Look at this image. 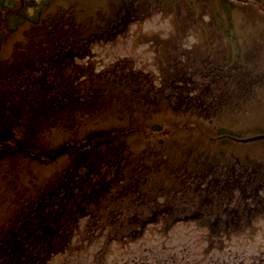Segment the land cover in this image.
Masks as SVG:
<instances>
[{
    "label": "trees",
    "instance_id": "trees-1",
    "mask_svg": "<svg viewBox=\"0 0 264 264\" xmlns=\"http://www.w3.org/2000/svg\"><path fill=\"white\" fill-rule=\"evenodd\" d=\"M28 1L31 12L22 13L12 6L15 11L7 15L9 30L22 34L9 58L1 57L4 36L0 34V144L7 147L6 154L22 153L23 148L16 144H22L23 131L25 147L35 151V145L30 146L31 132L44 133L48 128L76 132L89 119H96L98 126L81 135V141L69 144L71 167L59 181H51L47 195L44 193L47 201L34 208L26 221L25 214H20L3 235L0 264H58L59 255L88 252L94 244H100L98 259L90 264H110L117 253L135 254L133 244L151 233L166 243L179 225H192L201 231L205 244L198 255L218 257L209 264H264V240L253 247L249 259L246 249L239 246L243 242L248 245L264 232V157L200 154L192 166L195 161L185 152L176 162L175 153L190 146L186 139L172 131L154 139L156 133L148 130L150 124L144 129L132 128L136 109V113H130L133 107L120 110L121 102L134 93V105L142 106L143 102L150 107L154 130L159 125V132L163 131L170 117L182 128L212 125L203 123L218 119L239 102L232 97L239 85L232 81L244 83L248 75L258 80L263 69H257L258 73L247 67L250 62L243 61L239 50L238 56L233 52L219 61L214 55L202 54L200 64L204 60L207 63L203 69L176 56L174 69L167 71L166 67L160 78L153 70L142 73L133 63L96 73L92 67L81 68L76 61L89 57L95 45L114 42L136 22L149 19L154 14L149 4L153 0H141V5L136 0H112L107 9L91 13L75 5L54 9L49 6L51 0H43V5L41 0ZM219 1L222 6L210 14L220 21L219 33L230 36L235 4L232 0ZM9 2H0V16L2 5ZM200 2L191 0L189 5L194 13L204 15L209 7H200ZM262 2H244L242 13L249 8L256 10L259 22H264ZM253 20L257 23L256 18ZM72 66H79L76 76L69 71ZM221 80L236 88L228 92ZM29 102L31 106H27ZM115 110L120 113L110 116ZM117 114L121 115L119 121L112 123L110 118ZM128 114L133 117L127 118ZM106 116L109 121L103 119ZM214 129L207 135L213 140L246 144L239 140L245 136L223 130L218 134ZM132 137L144 139L146 147L132 148ZM257 142L264 145V139ZM154 143L164 146L155 148ZM168 144H174L171 150ZM154 150L159 161H154ZM218 157L222 165H215L214 158ZM112 162L115 167L110 173L107 165ZM181 260L183 264H203L198 258L191 263V259Z\"/></svg>",
    "mask_w": 264,
    "mask_h": 264
},
{
    "label": "rangeland",
    "instance_id": "rangeland-1",
    "mask_svg": "<svg viewBox=\"0 0 264 264\" xmlns=\"http://www.w3.org/2000/svg\"><path fill=\"white\" fill-rule=\"evenodd\" d=\"M2 0H0L1 2ZM7 1V0H5ZM8 5H2L1 10L2 16H0V34L4 36L2 41L3 53L1 57H10L14 53V45L21 38V31L13 34V31L9 30V22L7 15L15 10L11 9L18 8L20 12L25 13L31 12L29 9L28 0H8ZM14 1V2H13ZM112 0H51L49 6L56 9V7H66L70 5L77 6L78 10H85L88 13L93 12L99 8L107 9ZM189 1L191 0H153L149 2L153 7L156 8L154 15L143 22H138L131 27V31L128 35L120 37L114 44H100L93 48V53L90 58L77 60L76 64L80 65L81 68H85V63H90L91 66L100 72L102 70L114 71L117 67L119 69L126 68V64H130L133 61L137 67L142 68V73H147L151 69H154L157 78H160L164 73L162 70L167 67V71L174 69L176 63V56H179L181 60L189 59L191 64H200V56L202 54H209L215 56V60H223L228 58L234 52L235 56L239 55V50L242 55V59L246 63L247 67L253 68L254 72L260 70V78L251 79L248 75L249 80H243L246 84L240 83L239 81L233 80V84L239 85V88L235 95L232 97L237 100L233 108L227 109L218 119H214L210 123L212 124L205 127L192 128L185 126H179L177 119L170 117L169 126L159 132L160 126H156L154 130V124L151 123L153 120L150 111V107L146 106L141 102L140 104L135 103V94L133 93L129 98L124 99L121 102V108H132L133 111L130 113L135 114L134 127L147 128V124H150L148 130L156 135L154 139L163 135L167 131L176 132L180 139H186L189 147H185L180 153L177 151L174 156V161L179 162L180 155L187 152L189 159L195 161L192 166L197 164L196 156L200 154L202 156L224 153L230 155L235 154H257V156L264 157V145L260 142L257 143H246L244 145L232 144L224 142L220 139L213 140L214 138L208 137L209 133L215 132L218 134L223 131H232L233 133L250 137L251 135H258L264 132V22H259L260 18L257 17L256 10L248 9L246 13H242V9L245 7V3L248 0H232L235 4L234 12L232 13V20L234 31L230 36L223 35L219 30L220 21H215V16L210 14V11L220 8L222 5L221 1L212 2L211 0H201L200 7H209L205 9L204 15L197 13L201 18H196L193 10H191ZM253 1V0H250ZM43 5V0L40 1ZM146 2V1H145ZM245 2V3H244ZM261 2V1H260ZM136 4L141 5V0L136 1ZM264 4V2H262ZM17 5V6H15ZM159 5V6H158ZM197 6V5H196ZM152 7V8H153ZM160 7V8H159ZM200 7L196 9L202 10ZM30 17V15H29ZM257 19V23L253 22V19ZM259 25L260 27H256ZM154 34V38H149V35ZM154 40V48L149 44V41ZM164 44V45H163ZM163 45V46H162ZM181 48V50L179 49ZM165 48V50H164ZM187 57H184L183 55ZM245 55V56H244ZM206 62V60H204ZM202 63L200 66L202 69L206 67L207 63ZM112 64V65H111ZM1 67V66H0ZM217 67H221L218 65ZM27 68V65L25 66ZM76 68L79 66L70 67V73L75 76ZM242 73L244 67L241 66ZM258 69V70H257ZM1 70V68H0ZM248 69L246 68V71ZM199 78V77H197ZM76 79V78H75ZM78 83L77 79L75 80ZM215 82L210 83L212 85ZM229 81L221 80L220 84L225 85L228 92L230 89L236 87H228ZM203 83V82H202ZM227 83V84H226ZM207 84V83H206ZM132 93V92H130ZM222 98L223 95H219ZM242 102V104H241ZM31 103L29 102V105ZM141 107V108H140ZM118 110V109H117ZM117 110L109 112L110 116L116 113H120ZM119 110V111H120ZM221 112V111H220ZM219 112V114H220ZM122 114V113H121ZM121 115L117 114L116 118H110L112 123H117ZM127 118H132L133 115H126ZM105 121H109V117L103 118ZM156 119L154 115V120ZM98 121L89 119L84 122L83 129L80 131L66 132L63 129L48 128L41 132H31L30 134V146L35 145L36 150H28L25 146L27 143L24 141V134L22 131V144H16L23 148L22 153L13 154L0 159V236L5 231H10L11 225L14 222L17 213L19 214L24 209L25 221L27 218L33 215L34 208L40 206L47 201L44 195L40 193L45 191L48 187V183L58 176L64 175L71 167L72 157L68 152L51 158L55 154V150L60 147H66L72 144L73 141L81 138L80 136L85 135L88 131L96 128ZM38 133V138H37ZM79 136V137H78ZM196 136V139H192ZM198 136H202L198 137ZM207 136V137H206ZM78 137V138H77ZM135 142L132 143L134 148L141 150L146 147L144 139L139 137L132 138ZM244 143V142H242ZM8 146V145H7ZM164 146V145H161ZM158 143H154V147H161ZM174 144H168L170 150ZM6 147V146H5ZM0 144V157L2 156V150L5 148ZM132 147V148H133ZM224 148V149H222ZM26 151H31L28 155ZM206 152V154H203ZM215 165H222V159L214 158ZM213 159V160H214ZM159 161L156 150H154V161ZM109 172L113 173L115 163L107 165ZM85 170V169H84ZM72 177V176H71ZM71 177L69 179H71ZM111 177V176H109ZM67 179V180H69ZM37 202L34 204V200ZM43 200V201H41ZM41 201V202H40ZM192 225H179L170 234V239L167 242H162V237L156 233H151L143 241L138 242L132 246L131 251L135 254L128 256L129 253L125 252L121 255L117 254L110 258V264H155L160 261H167V264L181 263V259H192L198 258L203 264H209L211 261H215L218 257H204L199 256L203 245V237L201 231H195ZM264 231V222H263ZM0 239H3L0 238ZM253 242L241 243L239 246L246 249V259H249V255L253 253L254 246L261 243L264 240V232L262 236L255 238ZM100 244H94L89 248L88 252L76 254L75 256L59 255L56 259V263L63 264H90L98 259ZM238 247V246H236ZM236 253L237 251L234 250ZM218 254H215V256ZM185 256V258H183ZM169 257V259H168ZM210 258V259H209ZM237 260H240L238 258ZM252 260V259H251ZM246 264L249 262L244 261ZM185 263V262H184Z\"/></svg>",
    "mask_w": 264,
    "mask_h": 264
},
{
    "label": "water",
    "instance_id": "water-1",
    "mask_svg": "<svg viewBox=\"0 0 264 264\" xmlns=\"http://www.w3.org/2000/svg\"><path fill=\"white\" fill-rule=\"evenodd\" d=\"M260 137H264V135L263 136H258V137L252 138V139H257V138H260Z\"/></svg>",
    "mask_w": 264,
    "mask_h": 264
}]
</instances>
